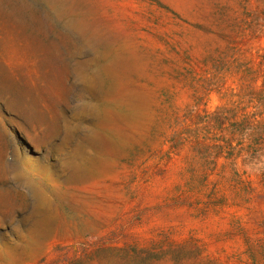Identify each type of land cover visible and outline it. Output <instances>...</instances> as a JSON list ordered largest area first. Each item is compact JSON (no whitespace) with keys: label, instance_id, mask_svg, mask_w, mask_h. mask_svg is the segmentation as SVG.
<instances>
[{"label":"rangeland","instance_id":"374dc122","mask_svg":"<svg viewBox=\"0 0 264 264\" xmlns=\"http://www.w3.org/2000/svg\"><path fill=\"white\" fill-rule=\"evenodd\" d=\"M19 169L0 264H264V0H0Z\"/></svg>","mask_w":264,"mask_h":264},{"label":"bare ground","instance_id":"6f19581e","mask_svg":"<svg viewBox=\"0 0 264 264\" xmlns=\"http://www.w3.org/2000/svg\"><path fill=\"white\" fill-rule=\"evenodd\" d=\"M15 167H16V165H15ZM16 172H17L16 173L17 176H19V179L25 178V180H23L22 183H20L19 190L21 191L20 188H26L27 190L26 191L22 190V192L20 193L16 189L19 193L14 192L15 195L11 194V195L0 196V218H2V219L10 220L11 218H13V215L16 211L15 209H17V208H20V207L21 208H23V207L28 208L26 202L29 200H32L33 196H35L37 194L36 189H37L38 185L43 183V181H42L43 177L40 180H36L34 178H32L33 179L32 180V179H29V177L33 173H26L20 169L18 171L16 170ZM7 191L9 192L10 188H7ZM42 212L47 214L48 213L47 207H43ZM63 213H64V211H63Z\"/></svg>","mask_w":264,"mask_h":264}]
</instances>
